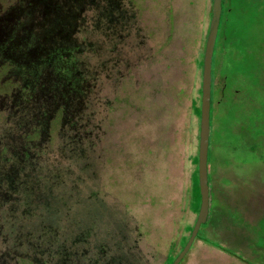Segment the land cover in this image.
I'll use <instances>...</instances> for the list:
<instances>
[{"label":"rangeland","instance_id":"rangeland-1","mask_svg":"<svg viewBox=\"0 0 264 264\" xmlns=\"http://www.w3.org/2000/svg\"><path fill=\"white\" fill-rule=\"evenodd\" d=\"M18 3L0 0V14ZM210 4L100 0V27L89 24L94 8L84 10L70 33L90 99L75 114L80 142L57 156L62 175L39 174L27 204L25 193L12 209V198L1 203L0 264H168L180 251L198 211L189 195L198 127L191 102L199 104ZM220 16L233 49L262 42L263 84L264 0H221ZM221 43L211 61L208 213L178 264H264V113L249 109L259 100L243 93L246 67L234 74L229 66L241 52ZM59 134L52 131L51 149Z\"/></svg>","mask_w":264,"mask_h":264},{"label":"trees","instance_id":"trees-1","mask_svg":"<svg viewBox=\"0 0 264 264\" xmlns=\"http://www.w3.org/2000/svg\"><path fill=\"white\" fill-rule=\"evenodd\" d=\"M91 7L95 12L89 16V24L100 27V17L103 16L100 0H19L18 4L7 6L0 14V52L3 49V54L0 53V96L7 98L5 119L11 121L4 125L3 134L8 135L9 140L7 144L0 143V205L12 198L11 204L9 203L12 209V205L18 204L20 193H25L22 195L23 203L27 204L25 202L30 196L28 193H33L39 174L52 171L56 176L62 175L66 168L57 156L66 155L68 149H74V144L80 142L78 134H75L79 120V117L75 118V114L87 108L90 99L85 91V78L79 66L78 55L81 49L78 43L71 40L70 33L77 26L81 15H85L84 10ZM9 11L10 14H7ZM220 17L219 15L212 54L215 56L220 41L221 45L232 47L231 55L236 51L241 52L237 62L228 65L235 67L232 69L234 74H239V67H246L243 72H247L249 81L248 86L246 84L243 87V93L259 100L255 107L249 105V109L255 108V113H264V100L257 96L259 87L264 86V82H259L261 70H258L262 42L255 41L248 50L238 44L235 45L237 50L233 49L225 30L228 19L222 20ZM197 66H201L199 59ZM197 92L200 93V85ZM211 102L212 99L210 104ZM241 103L238 102L237 108ZM191 111L198 119V99L197 102H191ZM247 112L249 114L250 111ZM250 117L248 116V121ZM53 130L61 135L56 149H51L49 145ZM80 153L83 152L80 150ZM192 161L194 168L189 195L196 198L198 208L197 152ZM220 249L226 252L225 249ZM165 260L169 264L172 258L166 256Z\"/></svg>","mask_w":264,"mask_h":264},{"label":"water","instance_id":"water-1","mask_svg":"<svg viewBox=\"0 0 264 264\" xmlns=\"http://www.w3.org/2000/svg\"><path fill=\"white\" fill-rule=\"evenodd\" d=\"M221 0H211L210 17L205 35L200 72V97L197 138V185L199 192L198 211L186 242L169 264H178L188 251L201 223L207 216L208 210V185H207V147L209 133V106L211 84V56L217 33V26L221 10Z\"/></svg>","mask_w":264,"mask_h":264},{"label":"crops","instance_id":"crops-1","mask_svg":"<svg viewBox=\"0 0 264 264\" xmlns=\"http://www.w3.org/2000/svg\"><path fill=\"white\" fill-rule=\"evenodd\" d=\"M207 213H208V210H207ZM207 217V216H206ZM206 220V219H205ZM262 250H264V248H261ZM258 253L260 252V251H257ZM262 256H264V252L262 253Z\"/></svg>","mask_w":264,"mask_h":264},{"label":"flooded vegetation","instance_id":"flooded-vegetation-1","mask_svg":"<svg viewBox=\"0 0 264 264\" xmlns=\"http://www.w3.org/2000/svg\"><path fill=\"white\" fill-rule=\"evenodd\" d=\"M219 25V24H218ZM262 45V44H261Z\"/></svg>","mask_w":264,"mask_h":264}]
</instances>
